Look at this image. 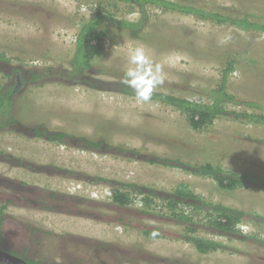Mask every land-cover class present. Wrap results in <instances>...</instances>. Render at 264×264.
<instances>
[{
    "label": "rangeland",
    "instance_id": "rangeland-1",
    "mask_svg": "<svg viewBox=\"0 0 264 264\" xmlns=\"http://www.w3.org/2000/svg\"><path fill=\"white\" fill-rule=\"evenodd\" d=\"M165 1L264 21V0ZM97 10L141 29L134 35L105 22L102 53L75 70L79 29ZM137 45L163 66L165 83L154 93L208 104L232 62L227 92L264 106V32L124 0H0V87L16 89L18 119L0 127V247L38 264H264V190L221 189L174 163L218 165L263 183L264 125L231 117L195 130L174 108L121 93ZM35 128L60 130L65 142L35 137ZM82 138L110 146L89 151ZM155 157L173 163L152 164ZM177 187L206 205L247 211L240 224L250 230L217 231L216 215L192 203L169 210ZM119 188L128 191L124 207L112 202ZM173 214L187 215L194 232ZM191 236L222 248L200 254L186 241Z\"/></svg>",
    "mask_w": 264,
    "mask_h": 264
},
{
    "label": "trees",
    "instance_id": "trees-1",
    "mask_svg": "<svg viewBox=\"0 0 264 264\" xmlns=\"http://www.w3.org/2000/svg\"><path fill=\"white\" fill-rule=\"evenodd\" d=\"M128 4L134 6H155L159 7L164 11H178L181 13L191 14L200 19H206L221 24H229L235 27H239L246 31H261L264 32V21H251L248 17L242 19H232L226 16H221L216 13H209L196 8L177 5L176 3L168 2L165 0H124ZM106 15L95 11L91 18L86 21L79 29L76 38V49L74 56L71 60V65L75 70L81 69L85 70L91 66V62L95 57L99 56L103 51V40L104 32L100 29V26L110 19H107ZM112 23L115 27L119 29L131 30V32L136 35L141 28L136 23H128L125 21H113ZM226 69L222 74L221 81L219 84L211 90L210 92V103L206 104L201 101L188 100L181 97H176L173 95H168L165 93H153L152 101L165 104L179 111L187 119L189 126L195 130H199L205 126L213 123L214 120L220 118L229 119L233 117V120H237L243 123L254 124V125H264V106L254 102L252 100H241L235 96L229 94L226 90L227 75L233 69L232 62H228ZM15 91L13 85L6 83L0 87V127L5 125H13L18 122L17 117L14 115L15 107ZM121 93L134 96V92L122 86ZM228 106H232L234 110L228 109ZM241 109L242 111H236ZM5 119V120H4ZM49 131V132H46ZM56 132V133H54ZM35 137L45 138L46 141L63 144L65 142V134L60 130H48L45 128H35L33 131ZM84 144L88 150L97 151L98 149L110 146L107 142L101 138L98 140L84 139ZM130 153H139L135 150H129ZM158 158V157H157ZM155 160V161H154ZM151 161L152 164H166L170 166L172 161L160 160L159 158ZM166 162V163H165ZM180 159L174 161L182 171L189 172L196 176L207 177L213 179L221 189L231 190L237 187H257L264 190V182H259L257 178L248 175L232 176L231 173L224 171L218 165L212 164H183ZM236 175V174H234ZM184 188L177 187L173 191L172 195L175 198L172 204H169L168 209H172L178 203L189 204L194 207L202 208L206 207L208 211L216 215L212 226L217 231H225L228 234H233L232 231L234 227L240 224L243 220L248 221L247 218L250 214L245 210H238L235 208L224 207L222 205H210L204 204L203 201H197L195 197L188 192L183 191ZM115 200L122 204H127L125 198L123 200L119 199V195L115 196ZM198 203V205L196 203ZM174 219L177 223L186 225V230L188 232H194V225L191 223L190 218L187 215L173 214ZM5 216L2 209H0V225L3 222ZM251 219L249 218V221ZM236 234V233H235ZM188 243L192 244L194 249L200 254H207L208 252L220 250L222 248L220 243L211 241L208 239H203L199 237L191 236L186 240Z\"/></svg>",
    "mask_w": 264,
    "mask_h": 264
},
{
    "label": "clouds",
    "instance_id": "clouds-1",
    "mask_svg": "<svg viewBox=\"0 0 264 264\" xmlns=\"http://www.w3.org/2000/svg\"><path fill=\"white\" fill-rule=\"evenodd\" d=\"M127 62L130 67L124 71L120 83L134 92L137 103H150L153 93L165 83L163 66L152 59L143 45L129 49ZM237 227L245 233L250 230L245 224H239ZM158 235V231L151 233L153 238Z\"/></svg>",
    "mask_w": 264,
    "mask_h": 264
},
{
    "label": "flooded vegetation",
    "instance_id": "flooded-vegetation-1",
    "mask_svg": "<svg viewBox=\"0 0 264 264\" xmlns=\"http://www.w3.org/2000/svg\"><path fill=\"white\" fill-rule=\"evenodd\" d=\"M79 142L81 143V142H85V141H84V140H79ZM85 147H86V146H85ZM85 149L88 150L87 148H85ZM89 151H90V150H89ZM126 188H129V187H126ZM121 190H124V188H119V189L117 190V192L113 195L112 202H113L115 205L119 206V207H124V206H126L127 204H122V203L117 202V201L115 200V196H116V195H119V199L123 200V199L125 198V201L128 202V196L126 195V192H128V191L124 190V193H121ZM151 193H152L151 190H146L144 194H145V195H150V196H151ZM159 193H161V194H165V193H162V192H159ZM154 194L157 195L158 193L154 192ZM158 197L161 198L160 194H158ZM173 198H174V197H173ZM145 201H146L147 205H149V203H148V199H145ZM0 209H2V211L4 210V208H2V207H1ZM145 228H146V227H145ZM152 231H154V229H152V230L149 229V231H144V233H147V234L149 233V234L151 235V232H152ZM0 237H1V233H0ZM0 253L5 254V255H7V256H10V257H15V258H17V259H19V260L24 261L26 264H38V263H33V262L27 261V260H25V259H22L21 257L15 255V254H12V253H9V252L3 250L1 247H0ZM0 264H11V263H8V262H5V261H3V260H0Z\"/></svg>",
    "mask_w": 264,
    "mask_h": 264
},
{
    "label": "water",
    "instance_id": "water-1",
    "mask_svg": "<svg viewBox=\"0 0 264 264\" xmlns=\"http://www.w3.org/2000/svg\"><path fill=\"white\" fill-rule=\"evenodd\" d=\"M0 260H3L5 262L11 263V264H26L24 261L19 260L15 257H10L5 254L0 253Z\"/></svg>",
    "mask_w": 264,
    "mask_h": 264
}]
</instances>
